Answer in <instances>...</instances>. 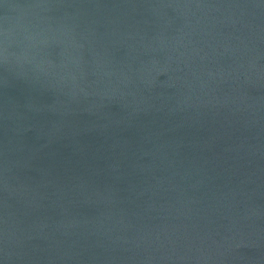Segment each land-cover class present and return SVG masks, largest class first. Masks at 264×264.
I'll list each match as a JSON object with an SVG mask.
<instances>
[{"label":"water","instance_id":"water-1","mask_svg":"<svg viewBox=\"0 0 264 264\" xmlns=\"http://www.w3.org/2000/svg\"><path fill=\"white\" fill-rule=\"evenodd\" d=\"M0 264H264V0H0Z\"/></svg>","mask_w":264,"mask_h":264}]
</instances>
